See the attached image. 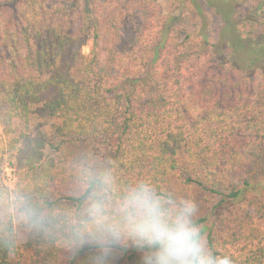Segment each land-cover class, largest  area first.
<instances>
[{
  "label": "trees",
  "instance_id": "obj_1",
  "mask_svg": "<svg viewBox=\"0 0 264 264\" xmlns=\"http://www.w3.org/2000/svg\"><path fill=\"white\" fill-rule=\"evenodd\" d=\"M184 1L199 14L229 8L221 50L204 28L181 25L182 0H0V179L10 167L15 180L59 198L73 154L100 148L131 178L150 176L194 198L210 242L234 264H264L256 226L264 197L255 186L264 47L236 60L238 32L264 29V0ZM23 250L29 264H72L27 237L14 254L0 248V264ZM121 264H137V254Z\"/></svg>",
  "mask_w": 264,
  "mask_h": 264
},
{
  "label": "clouds",
  "instance_id": "obj_2",
  "mask_svg": "<svg viewBox=\"0 0 264 264\" xmlns=\"http://www.w3.org/2000/svg\"><path fill=\"white\" fill-rule=\"evenodd\" d=\"M57 198L23 179H0V248L14 254L39 239L65 251L72 264H234L220 254L197 217L196 200L150 176L131 178L103 149H81Z\"/></svg>",
  "mask_w": 264,
  "mask_h": 264
},
{
  "label": "rangeland",
  "instance_id": "obj_3",
  "mask_svg": "<svg viewBox=\"0 0 264 264\" xmlns=\"http://www.w3.org/2000/svg\"><path fill=\"white\" fill-rule=\"evenodd\" d=\"M181 3L182 10H178L176 12V16H178L179 22L181 20V25L185 27L187 30H196V28H204V30L207 32L209 37L211 38V42L214 44H218V49L221 50L223 48V37H222V31L224 30V15L222 13H225L224 10H229L228 7L223 6H203V13L199 14L195 12L188 1H184ZM217 11V12H216ZM242 12L240 11V14ZM222 14V15H221ZM233 16L238 15V12L231 13ZM226 16V15H225ZM235 23V21H233ZM204 32V31H203ZM237 34V33H236ZM238 38L236 40H239V52L236 54V60L238 62H243L246 58H249V52L250 48L249 46L255 44L258 46L264 47V29L262 30L261 35L255 37H249L245 38L244 36H241V34L238 32L237 34ZM244 37V38H243ZM85 53L89 52V47L84 49ZM54 93L48 94V96H45L46 99H51L53 97ZM1 133V128H0ZM100 142V140H99ZM95 145H100L97 142H94ZM14 157L8 155L6 157V166L12 163ZM7 168V167H6ZM10 168V167H9ZM6 178L8 176L6 175ZM14 175L12 177L11 181H14ZM255 186L257 188V193L262 195L264 197V155L262 158V161L260 162V165L258 167V170L256 172L255 177ZM258 220H256L257 222ZM256 226L259 227L262 233H264V223L259 221L257 222ZM23 256L21 258L19 257H13L12 258V264H29L31 260V252L23 250Z\"/></svg>",
  "mask_w": 264,
  "mask_h": 264
},
{
  "label": "built area",
  "instance_id": "obj_4",
  "mask_svg": "<svg viewBox=\"0 0 264 264\" xmlns=\"http://www.w3.org/2000/svg\"><path fill=\"white\" fill-rule=\"evenodd\" d=\"M6 175L8 176L7 179L11 181L12 177H13V171L11 168H9V167L6 168Z\"/></svg>",
  "mask_w": 264,
  "mask_h": 264
}]
</instances>
